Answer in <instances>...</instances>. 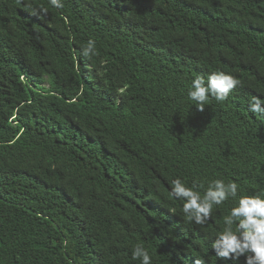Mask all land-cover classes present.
<instances>
[{
	"label": "trees",
	"instance_id": "16d2710c",
	"mask_svg": "<svg viewBox=\"0 0 264 264\" xmlns=\"http://www.w3.org/2000/svg\"><path fill=\"white\" fill-rule=\"evenodd\" d=\"M63 5L0 0V264H141L138 245L152 264H232L212 244L237 200L197 225L169 192L221 179L264 196L249 106L264 99V0ZM217 71L240 84L199 111L191 82Z\"/></svg>",
	"mask_w": 264,
	"mask_h": 264
},
{
	"label": "clouds",
	"instance_id": "9594fccd",
	"mask_svg": "<svg viewBox=\"0 0 264 264\" xmlns=\"http://www.w3.org/2000/svg\"><path fill=\"white\" fill-rule=\"evenodd\" d=\"M48 3L56 9L64 6L63 0H48ZM32 13L47 15V9L32 8ZM94 49L95 42L90 40L83 54H94ZM239 84V79L223 71L213 72L207 79L198 75L191 82L188 98L195 102L199 111H203L210 97L218 102L224 101ZM249 106L252 112L264 117V99L254 96ZM195 188L196 185L186 186L176 178L171 182L169 194L183 201L184 215L197 225H204L211 219L214 205H221L229 198L237 200L226 218L228 227L217 235L212 244L216 257L232 264H240L241 257H244L243 264H264V196L240 195L235 181L225 183L221 179L211 181L203 195ZM232 225H235L234 229ZM133 258L139 259L141 264H152L148 251L139 245L133 250ZM198 264L203 262L198 261Z\"/></svg>",
	"mask_w": 264,
	"mask_h": 264
}]
</instances>
